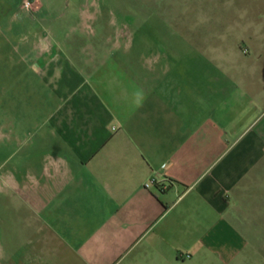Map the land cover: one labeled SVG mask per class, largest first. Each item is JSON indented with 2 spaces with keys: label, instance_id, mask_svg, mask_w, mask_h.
Returning <instances> with one entry per match:
<instances>
[{
  "label": "crops",
  "instance_id": "1",
  "mask_svg": "<svg viewBox=\"0 0 264 264\" xmlns=\"http://www.w3.org/2000/svg\"><path fill=\"white\" fill-rule=\"evenodd\" d=\"M256 1L257 24L213 26L183 51L165 43L139 55L133 41L115 40L86 55L87 44L50 41L44 55L38 42L14 39L19 25L4 30L2 108L38 115L34 128L65 152L28 171L30 186L6 173L8 192L32 212L0 239V264H264ZM224 34L231 44L206 46Z\"/></svg>",
  "mask_w": 264,
  "mask_h": 264
},
{
  "label": "rangeland",
  "instance_id": "2",
  "mask_svg": "<svg viewBox=\"0 0 264 264\" xmlns=\"http://www.w3.org/2000/svg\"><path fill=\"white\" fill-rule=\"evenodd\" d=\"M24 1L0 0V56L1 44L8 41L5 31L13 25L25 32L14 39L38 42L44 55L51 53L47 44L50 41L74 46L87 44L84 53L92 55V47L115 40L133 41V50L146 55L147 46L156 53L165 43L186 50L188 42H200L198 36L207 38L209 34L204 31L213 26L241 28L258 23L256 0H234L233 5L220 0H29V10L23 8ZM245 11L251 13L243 18L232 17V12L241 15ZM195 22H201L202 33L192 32ZM207 40L201 42L206 44ZM222 41H208L206 46L222 47L231 44L233 37L224 34ZM238 43L243 46L241 40ZM65 52L72 55L73 51ZM2 107L0 64V239H7L17 235L20 220L32 210L19 208L17 193L8 192L6 173L10 171L16 182L25 181L30 186L27 172L39 170L50 155L65 150L63 146H54L48 134L41 136L34 128L38 115L35 118L33 113L7 114ZM8 243L9 249L17 247L14 241Z\"/></svg>",
  "mask_w": 264,
  "mask_h": 264
},
{
  "label": "built area",
  "instance_id": "3",
  "mask_svg": "<svg viewBox=\"0 0 264 264\" xmlns=\"http://www.w3.org/2000/svg\"><path fill=\"white\" fill-rule=\"evenodd\" d=\"M30 7H31V3H30L29 0H26V1L23 2V8L25 10H29ZM154 184H155V180L154 179H150L147 183H145L144 186H145V188H149V187H151Z\"/></svg>",
  "mask_w": 264,
  "mask_h": 264
}]
</instances>
